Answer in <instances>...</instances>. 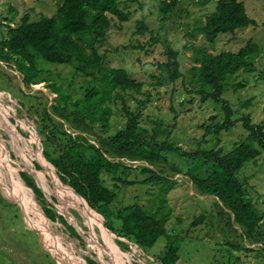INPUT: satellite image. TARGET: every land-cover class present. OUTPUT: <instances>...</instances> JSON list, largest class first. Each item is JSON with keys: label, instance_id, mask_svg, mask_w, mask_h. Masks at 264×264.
<instances>
[{"label": "rangeland", "instance_id": "obj_1", "mask_svg": "<svg viewBox=\"0 0 264 264\" xmlns=\"http://www.w3.org/2000/svg\"><path fill=\"white\" fill-rule=\"evenodd\" d=\"M162 1L139 0V4H128L132 13L130 21L121 23L113 17L108 38L98 46V50L111 68L127 70L133 79L145 84L142 94L127 96L132 110L139 107L138 101L146 102L142 108L141 127L154 133L156 122H162L168 135L158 136V140L179 148L180 152L190 153L203 142L204 125L222 123L224 115L215 102L202 103L198 96L188 94L187 89L191 88L185 84V78L163 87L155 84L151 75H158V64L167 60L161 44L148 53L134 48H150L152 36L164 23L159 11ZM218 1L212 0L208 6H200L197 0H185L165 24L167 38L172 47L180 52L181 70L186 77L193 66L196 47L205 48L211 54L237 52L253 40L263 50L254 73L239 72L232 78L231 84L244 86L231 89L224 95V99L238 112L234 118L236 126L217 137H208L209 142L203 143V149H221L226 154L249 135L240 120L244 114H249L254 124L264 126V0L244 2L248 15L257 22L256 26L238 31L235 35H222L211 45L197 29L215 11ZM60 3L61 0H0V42L7 36L9 26L15 28L25 17L32 22L44 17L52 18L57 14ZM142 20L150 32L137 35L138 24ZM23 80L15 64L0 61V119L5 120L4 125L10 131L0 121V264H88V260L100 264H161L156 258L169 241L176 239L181 241L179 255L183 261L180 264H232L236 257L242 264H264V226L258 230L263 244L248 239L236 223L233 228L237 232L231 231L221 216V202L201 193L185 176V161L173 154H169L172 163L159 167L126 161L133 166L134 173L137 172L136 167L144 165L172 180L162 187L168 191L166 197L173 216L167 224L168 237H162L151 251L145 253L133 244L129 245L130 249L120 247L116 237L101 228L96 213L82 199L73 196L69 186L66 187L58 179L51 164L43 157L45 147L40 141L36 122L46 109L50 110L56 98L49 85L56 84L65 89L72 84L70 91L83 95L82 78L73 76L67 66H53L46 75L47 82L27 89ZM67 91L70 92L69 88ZM247 101H251V106L246 111L242 105ZM121 109L120 103L113 108L109 135L125 127L127 119ZM213 117L216 120H212ZM54 118L62 122L67 131H73L65 121ZM36 164L41 169L38 170ZM25 171L29 172L37 186L53 195L49 196L42 190L47 203L55 204L58 215L65 216L79 237L72 235L59 220L47 221L44 229L40 209L48 206L42 204L25 185L21 177ZM137 177L141 176L137 174ZM239 177L248 182L250 197L264 214V156L256 163L246 164ZM158 190L155 182L150 185L138 183L124 187L121 197L126 203L133 204L138 199L139 204L147 206ZM236 245L254 251L245 253L234 248Z\"/></svg>", "mask_w": 264, "mask_h": 264}, {"label": "trees", "instance_id": "obj_2", "mask_svg": "<svg viewBox=\"0 0 264 264\" xmlns=\"http://www.w3.org/2000/svg\"><path fill=\"white\" fill-rule=\"evenodd\" d=\"M184 1H162L159 11L164 23L152 36L150 48H134L148 53L157 45H162L167 60L158 64V75H151L157 86H167L185 78L187 83H184L191 88L187 89L188 94L198 96L202 103L213 101L220 106L224 121L204 125V140L196 151L190 153L180 152L179 148L158 140V136L168 135L162 122H156L154 133L141 127L142 108L146 102L138 101L139 107L132 110L127 96L142 94L145 84L133 79L127 70L111 68L98 50V46L108 38L111 19L114 17L121 23L129 22L132 13L128 4H139V0H61L54 17H44L36 22L25 17L15 28L9 26L7 36L0 42V61L16 65L27 89L47 82L46 75L53 66H67L73 76L82 78L83 95L71 92L72 84L68 87L70 92L68 88L49 85L56 98L50 110L46 109L36 122L40 141L45 147L43 155L58 179L66 187L74 189L77 195L68 187L74 196L82 199L93 212L96 211L104 228L116 237L120 247L130 249L129 245L133 244L145 253L151 251L162 237H168L167 224L173 216V209L167 201L168 191L162 186L172 180L144 165L136 167L138 173H134L133 166L126 161L159 167L172 163L169 154L178 155L185 161V176L201 193L221 202V216L231 231L237 232L233 228L236 223L248 239L259 243L261 237H258V230L264 226V214L250 197L248 182L239 177L246 164L256 163L264 156V126L254 124L252 117L244 114L240 120L249 135L238 147L226 154L221 149L202 148L203 143L209 142L208 137H217L236 126L234 118L238 112L224 99V95L231 89L244 86L231 84L232 78L239 72L254 73L263 50L253 40L237 52L211 54L205 48L196 47L193 66L186 77L181 70L180 52L172 47L167 38L165 24ZM245 1L248 0H219L215 11L197 30L213 45L222 35H235L238 31L256 26L257 22L247 13ZM211 2L197 0L200 6H208ZM147 32L150 29L145 21H140L137 35ZM118 103L127 122L125 127L109 135L113 108ZM250 104L251 101H247L242 109L247 111ZM54 117L65 121L73 131H67L64 124ZM85 135L93 137L92 140ZM36 168L41 169L39 164ZM21 177L40 202L47 204L48 207L43 208L46 217L53 222L59 220L72 235L79 237L65 216L58 215L55 204L47 203L44 193L53 195L38 185L43 193L30 174L22 172ZM153 182L159 190L147 206L139 204L138 199L133 204L126 203L121 197L126 186L138 183L150 185ZM177 240L169 241L156 258L161 264H180L183 261L179 255L181 241ZM234 248L245 253L254 251L238 245ZM235 259L232 264H242L238 257ZM88 264L100 263L88 260Z\"/></svg>", "mask_w": 264, "mask_h": 264}, {"label": "bare ground", "instance_id": "obj_3", "mask_svg": "<svg viewBox=\"0 0 264 264\" xmlns=\"http://www.w3.org/2000/svg\"><path fill=\"white\" fill-rule=\"evenodd\" d=\"M0 121L1 122H3V125L5 124L4 123V121L5 120H1L0 119ZM5 127H7L6 125H4ZM7 130L9 131V129H8V127H7ZM10 132V131H9ZM14 171V170H13ZM15 173V172H14ZM3 176V175H2ZM19 177H20V174H19ZM21 178V177H20ZM17 180V179H16ZM13 182V181H12ZM16 184H17V181H16ZM15 184V185H16ZM26 185V184H25ZM27 186V185H26ZM16 187V190L18 191V188H17V185L15 186ZM28 187V186H27ZM70 190V189H69ZM29 190H27L26 192H28ZM72 193V192H71ZM73 194V193H72ZM73 196H74V194H73ZM74 197H76V196H74ZM21 200H25V199H23V198H21ZM21 205H23L24 206V204L19 200L18 201ZM40 211H41V216H42V218H43V220H42V224L44 225L43 227H44V229H46L45 228V224H47L48 222L47 221H49V219H47L46 217H45V215L43 214V210L42 209H40ZM85 214H87V213H85ZM96 216H97V214H96ZM97 218H98V221H99V223H100V226H101V228L103 229V230H105V228H104V226H103V224H102V222L100 221V219H99V217L97 216ZM35 222H37V220L35 219ZM38 223V222H37ZM39 225V224H38ZM73 247H74V244L72 245Z\"/></svg>", "mask_w": 264, "mask_h": 264}, {"label": "water", "instance_id": "obj_4", "mask_svg": "<svg viewBox=\"0 0 264 264\" xmlns=\"http://www.w3.org/2000/svg\"><path fill=\"white\" fill-rule=\"evenodd\" d=\"M43 156V155H42ZM44 157V156H43ZM44 159H45V157H44ZM25 172H27V171H25ZM28 174H29V172H27ZM39 187V186H38ZM40 188V187H39ZM70 189H72L71 187H69ZM41 189V188H40ZM42 190V189H41ZM73 190V192L77 195V193L74 191V189H72ZM90 208V207H89ZM91 209V208H90ZM43 210V209H42ZM44 212V211H43ZM96 212V211H95ZM63 215V214H62ZM46 216V215H45ZM106 228V227H105ZM107 229V228H106ZM132 245V244H131ZM55 258V257H54ZM58 263V262H57Z\"/></svg>", "mask_w": 264, "mask_h": 264}]
</instances>
